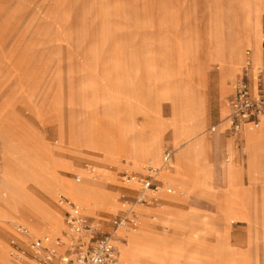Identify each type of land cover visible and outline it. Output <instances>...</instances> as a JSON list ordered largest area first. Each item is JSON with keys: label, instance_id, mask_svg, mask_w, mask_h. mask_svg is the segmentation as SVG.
Returning <instances> with one entry per match:
<instances>
[{"label": "rangeland", "instance_id": "1", "mask_svg": "<svg viewBox=\"0 0 264 264\" xmlns=\"http://www.w3.org/2000/svg\"><path fill=\"white\" fill-rule=\"evenodd\" d=\"M249 4L262 24L264 0H0V264L29 262L11 255L17 225L29 239H66L60 195L110 230L121 197L138 187L124 174L161 166L166 147L172 167L159 171L155 193L187 203L135 206L138 226L125 229L141 242L131 250L128 231H118L126 237L121 264H264V177L254 180L248 214L234 191L252 184L247 143L236 148L249 177L219 185L214 169L236 162L233 153L214 161L206 139L200 159L195 141L219 131L206 110L228 109L246 51L254 54L242 34ZM220 52L235 66L227 96ZM73 186L114 206L83 202Z\"/></svg>", "mask_w": 264, "mask_h": 264}, {"label": "built area", "instance_id": "2", "mask_svg": "<svg viewBox=\"0 0 264 264\" xmlns=\"http://www.w3.org/2000/svg\"><path fill=\"white\" fill-rule=\"evenodd\" d=\"M262 62L255 68L251 50L246 51L245 64L235 83L230 101L229 130L241 134L245 125L253 127L264 118V21L262 23ZM174 149L166 147L162 165L149 164L145 173L124 174V181L135 182L134 196L121 197L124 206L111 220V229L101 231L93 220L69 197L60 195L58 204L63 207L67 230L65 240L58 237H38L29 239L28 229L17 225L18 237L11 239V255L16 261H29L28 264H120L119 242L124 237L118 234L121 227L135 229L139 214L137 205L151 206L161 203L155 192L164 184L158 173L162 167H172ZM172 193V187L166 185ZM28 240L26 246L23 244Z\"/></svg>", "mask_w": 264, "mask_h": 264}, {"label": "crops", "instance_id": "3", "mask_svg": "<svg viewBox=\"0 0 264 264\" xmlns=\"http://www.w3.org/2000/svg\"><path fill=\"white\" fill-rule=\"evenodd\" d=\"M263 21H264V19L262 20V23H263ZM248 50H250V49H248ZM261 54H262V50H261ZM262 55H261V57H262ZM242 68H241V70H242ZM236 69L238 71L237 67H236ZM230 112H231V109H227L226 111L225 110L223 111L220 104H219V107H218L216 114H212L206 110V113L210 117L209 118L210 119L209 120L210 125L216 119L217 120V127H218L219 131H217V133L214 135V137L212 135L208 136V137L197 136V139L202 138L201 144L204 143V141H206V139L209 140V142L213 145V148H214V154H213L214 157H215V154H217L216 156L219 157L224 151H227L228 153L232 152L238 167H240V165L243 164V166H242V180L244 179L245 176L249 177L248 163L247 162L243 163L241 156L243 158L245 156L236 148V143H237V141H240L243 145H245L247 143V141L252 142L253 139L255 140L256 155H257L258 161H257L256 169H255L256 174H255L253 169H251V173H250V175L252 177V184H251V187L247 190L248 194L246 197V208L248 209V205H247L248 203L247 202L254 195L252 193L254 191V189L252 187V186H254L253 185L254 180H255V178H256V180H261L264 177V118L261 119L260 124L257 125V129H255L254 132L250 131L248 129V127L244 126L241 134H234L233 136H230V135L228 136L226 134V132L229 130V128L227 127L229 121L226 119H227L228 115L230 114ZM199 132H197V133H199ZM197 139H195V141H197ZM169 140L170 141L172 140V129H171V139H169ZM214 171H215L214 175H217L219 177L218 184L223 185V183H222V172H223L222 166L220 167V169L219 168L217 170L214 169ZM87 187L88 186H86V188L83 186H73V189L75 190V192H79L83 196L81 201L86 202V203H94L95 205H100V206H105V205L110 206V207L114 206L112 204V202H110L106 197L100 196L99 194L90 190L89 187L88 188ZM168 194H171V193H168ZM161 199L163 202H166L165 199H163V198H161ZM166 203H168L169 205H171L172 207H174L176 209H180V208L176 207L175 205L180 204V203H187V202H169V201H167ZM180 210H182V209H180ZM90 218L95 219L92 216ZM97 221L103 222L101 220V218L98 219ZM184 232H186V230L177 232L176 233L177 237L180 236L181 234H183ZM173 233H174V230H173ZM124 242H126V237H124Z\"/></svg>", "mask_w": 264, "mask_h": 264}, {"label": "bare ground", "instance_id": "4", "mask_svg": "<svg viewBox=\"0 0 264 264\" xmlns=\"http://www.w3.org/2000/svg\"><path fill=\"white\" fill-rule=\"evenodd\" d=\"M261 19H260V11L257 8H253L250 4L247 5L244 9V14L242 18V34L244 35V38L246 41H250L251 45L254 48V54H253V61H254V66L255 68L258 67L262 61L261 57V50H262V38H261ZM236 31V39L239 40L240 38V33L239 30L235 29ZM220 59L223 61L225 65V71H223L220 75V89L222 93L227 96L232 94V89L230 86L229 82V77L233 74V69L235 68L234 65L230 64L227 61V56L223 54V52H220L218 54ZM238 62H242V58L238 59ZM237 79V78H236ZM228 109H230V106L227 105ZM245 127H248V129L252 132H254L255 129H257V126L253 127L251 125H245ZM217 126H213L212 129L216 130ZM214 137V136H213ZM201 139H197L196 143L198 144V152H197V158L203 159L206 153L204 154L202 151V146H201ZM164 151V150H163ZM246 151L249 153V167L252 169L254 168V165L257 162V155H256V143L255 140L253 139L252 142L247 141V146H246ZM214 154V148L213 145L210 143V155L211 158L215 161V158L213 156ZM159 160L160 162L162 161V154H159ZM209 156H206V158H210ZM205 158V157H204ZM139 163V162H138ZM229 164L228 166L226 164ZM215 165V163H213ZM223 172H222V180L227 181L228 179H231L232 185H235L239 183L240 181V176L242 172V167H238L236 162L234 160L231 162L226 161L224 164H222ZM216 169V168H215ZM71 195L76 196L78 198L79 195H81L79 192H75L73 187L68 188ZM236 193V196L241 197V199L246 200L248 192H242L238 193L237 190H234ZM245 213L248 214L249 211L247 208H245ZM29 224V229L32 232L33 230V225ZM128 231L126 232L125 236L131 240V245L130 249L134 250V248L141 242V236L139 234H135L127 229L125 227H121L118 231L120 230ZM119 234V233H118ZM120 235V234H119ZM126 242H119V249L122 247V245H125ZM120 264H121V251H120Z\"/></svg>", "mask_w": 264, "mask_h": 264}]
</instances>
